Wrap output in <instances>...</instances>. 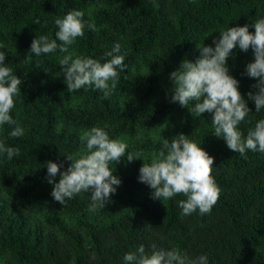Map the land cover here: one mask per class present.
Listing matches in <instances>:
<instances>
[{"label":"trees","instance_id":"trees-1","mask_svg":"<svg viewBox=\"0 0 264 264\" xmlns=\"http://www.w3.org/2000/svg\"><path fill=\"white\" fill-rule=\"evenodd\" d=\"M83 10L84 36L69 46L78 55L101 60L117 43L126 70L107 99L94 87L69 93L59 60L67 53L32 55L31 42L40 35L55 39L57 18ZM264 19V0H0V51L5 64L23 80L21 95L11 111L24 135L10 136L14 125L0 126V140L19 147L20 155L0 156V264H125L124 255L143 244L151 253L179 248L208 264H264V153H235L215 137L212 114L196 116L171 101L170 74L184 60L195 61L197 44L215 46L220 32ZM57 43H61L57 40ZM253 50L235 48L228 57L230 75L250 113L239 129L264 119L249 93L257 81L246 74ZM107 125L110 138H124L129 151L151 153L163 138L189 136L215 158L212 175L221 194L210 214L183 215L182 194L169 200L152 198V189L139 182L142 159H122L113 165L121 180L103 209L88 211L91 192H82L63 205L51 196L46 162L70 166L66 156L85 151L83 130ZM59 176L56 177L58 182Z\"/></svg>","mask_w":264,"mask_h":264},{"label":"clouds","instance_id":"clouds-1","mask_svg":"<svg viewBox=\"0 0 264 264\" xmlns=\"http://www.w3.org/2000/svg\"><path fill=\"white\" fill-rule=\"evenodd\" d=\"M84 17L83 10H72L62 19L57 18L56 38L36 36L26 62L31 61L32 55L39 57L59 49L67 53L59 60L67 91L94 87L107 99L116 90L120 73L126 70L125 56L119 54L121 46L117 43L105 53V58L109 59L103 63L84 55L73 58L69 46L84 36L85 28L99 31L94 21H86ZM252 27L254 33L249 31L248 25L219 31L220 38L213 41L214 47L197 44L199 56L195 61L184 59L170 74L171 101L187 109L190 103H194L192 111L196 116L212 114L213 135L223 139L229 150L241 156L248 150L264 153V119L249 129L246 137L239 129L251 111L239 90V81L230 75L227 63L235 48L243 52L253 50L254 61L247 64L246 74L257 81L253 85L257 91L248 95L255 102V111L259 112L264 108V19L257 20ZM57 40L61 43L58 44ZM3 47L0 45V49ZM5 59L6 52L0 51V126L14 125L10 136L16 138L24 135V128L13 119L11 111L15 108L16 98L21 95L23 80L4 63ZM106 128L107 125L93 126L81 132L79 139L85 145V151L78 158L66 156L71 161L66 170L60 171L62 164L46 162V179L53 185L51 196L56 202L63 205L67 199L82 192H91L88 211L103 209L121 184L120 178L113 175V165L125 158L133 162L144 157L143 152L129 151L126 139L110 138ZM5 154L11 160L20 155V149L0 140V156ZM142 160L138 179L153 190V199L162 202L182 194L186 197L179 201L183 215H191L197 210L200 215L210 214L221 188L212 175L215 158L201 144L178 133L171 140L163 138L161 150L151 153L149 162ZM123 259L125 264H208L206 255L192 258L179 248L157 249L156 245H152V251L148 253L143 244L135 252L126 253Z\"/></svg>","mask_w":264,"mask_h":264}]
</instances>
